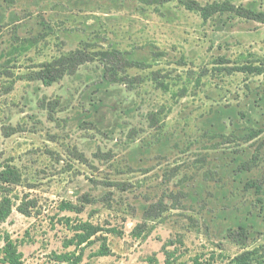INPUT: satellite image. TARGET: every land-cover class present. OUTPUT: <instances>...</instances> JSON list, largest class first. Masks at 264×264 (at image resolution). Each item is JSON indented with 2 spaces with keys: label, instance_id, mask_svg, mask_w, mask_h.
Segmentation results:
<instances>
[{
  "label": "rangeland",
  "instance_id": "374dc122",
  "mask_svg": "<svg viewBox=\"0 0 264 264\" xmlns=\"http://www.w3.org/2000/svg\"><path fill=\"white\" fill-rule=\"evenodd\" d=\"M80 48L95 59L36 79ZM242 67L264 69V23L178 0H0V173H16L0 264L8 241L21 264L80 249L82 264H264V74Z\"/></svg>",
  "mask_w": 264,
  "mask_h": 264
},
{
  "label": "trees",
  "instance_id": "16d2710c",
  "mask_svg": "<svg viewBox=\"0 0 264 264\" xmlns=\"http://www.w3.org/2000/svg\"><path fill=\"white\" fill-rule=\"evenodd\" d=\"M167 2L171 0H166ZM187 10L195 11L199 13V15L206 22L213 18L215 15H225L231 14L235 16H239L246 19L256 20L260 23H264V10L256 11L254 9H248L244 7H237L231 1H216L213 3H209L206 5H202L195 0H178ZM32 46V45H31ZM105 61H109L112 63V67L108 69L109 72H112L113 76L118 75V67H117V58L116 56L121 55L119 51L113 52H102L99 53ZM92 52L87 51V49H78L73 51L67 55H63L60 58L56 59L52 63H48L42 66V70L38 73H35L36 79L43 82L45 86H52L54 83L58 82L64 76L73 74L76 70L84 65L85 63L91 62L95 59ZM119 58V57H118ZM111 60V61H110ZM127 63H134L135 66H138L137 63H142L138 61H127ZM142 66V65H140ZM109 68V67H108ZM240 72L244 73H257L264 74V69L262 67H242L241 69H237ZM14 170L8 168L7 170L0 173V180L3 184H14L16 181V173L14 174ZM257 190H261L260 187L256 188ZM12 200L10 198H6L0 204V220L6 219L12 212ZM61 208L63 210H71L74 208V205L71 203H62ZM85 234L78 235L79 240L76 243V247L80 249L83 245L87 244L88 241L95 235L98 234L99 228L94 225H87ZM74 242V241H71ZM73 243L68 244L67 248L72 246ZM108 249L102 248L98 255L107 256ZM6 256L5 262L7 264H21V260L18 254L17 249L13 247V243L8 241L3 252ZM251 255L250 252L238 257L236 264H248L246 262V256ZM84 260V249L76 250V251H68L56 255V262L58 264H82ZM194 264H201L199 261H195Z\"/></svg>",
  "mask_w": 264,
  "mask_h": 264
}]
</instances>
